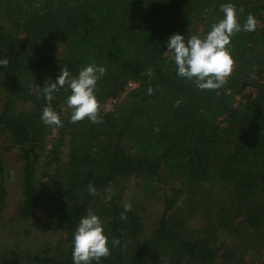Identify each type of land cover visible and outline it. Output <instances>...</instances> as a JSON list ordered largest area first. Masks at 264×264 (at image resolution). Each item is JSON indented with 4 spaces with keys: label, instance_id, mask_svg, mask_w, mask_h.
<instances>
[{
    "label": "trees",
    "instance_id": "obj_1",
    "mask_svg": "<svg viewBox=\"0 0 264 264\" xmlns=\"http://www.w3.org/2000/svg\"><path fill=\"white\" fill-rule=\"evenodd\" d=\"M224 3L258 25L232 37L225 85L201 91L164 52L206 35ZM3 58L0 264H73L89 209L109 238L99 264H264V0H0ZM92 62L103 123H70L65 86L62 126L44 124L35 87Z\"/></svg>",
    "mask_w": 264,
    "mask_h": 264
},
{
    "label": "clouds",
    "instance_id": "obj_2",
    "mask_svg": "<svg viewBox=\"0 0 264 264\" xmlns=\"http://www.w3.org/2000/svg\"><path fill=\"white\" fill-rule=\"evenodd\" d=\"M220 11L222 18L211 24L206 35H191L186 39L181 34H173L168 38L167 51L164 52L166 63L174 62L177 76L194 82L201 91H214L225 85L235 67L230 49L232 37L241 31L253 32L258 25L252 13L247 15L241 25L238 12L243 9L238 10L233 3L221 4ZM8 64L7 58L0 59V66L7 67ZM105 72V67L97 66L94 62L82 67L75 76L64 67L54 83L45 82L44 87H35L38 96L42 94L48 101L47 106L42 108L41 121L49 126H62L59 114L51 107V100L54 92L67 86L70 90L66 101L67 109L71 113L70 123L85 119L93 124L103 123L100 118L102 106L96 96V86ZM147 91L152 94L153 89L149 87ZM181 102L177 100L174 106H179ZM87 191L89 195L97 194L91 181L87 185ZM123 209L120 219L126 220V213L132 209L131 203H125ZM119 243L118 239L112 238V247ZM108 245L109 238L105 234L101 219L89 209L74 232L71 254L73 264H93L94 261L99 264L102 258L111 255Z\"/></svg>",
    "mask_w": 264,
    "mask_h": 264
},
{
    "label": "rangeland",
    "instance_id": "obj_3",
    "mask_svg": "<svg viewBox=\"0 0 264 264\" xmlns=\"http://www.w3.org/2000/svg\"><path fill=\"white\" fill-rule=\"evenodd\" d=\"M104 107L107 108V109H108V108H111V107H112V100H110V99L107 100V101L104 103Z\"/></svg>",
    "mask_w": 264,
    "mask_h": 264
}]
</instances>
